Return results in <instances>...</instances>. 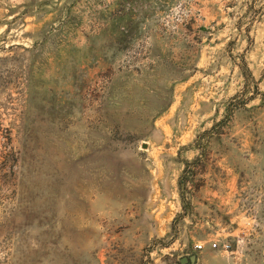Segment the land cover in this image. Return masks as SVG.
I'll use <instances>...</instances> for the list:
<instances>
[{"label":"rangeland","instance_id":"374dc122","mask_svg":"<svg viewBox=\"0 0 264 264\" xmlns=\"http://www.w3.org/2000/svg\"><path fill=\"white\" fill-rule=\"evenodd\" d=\"M190 254L264 264V0H0V264Z\"/></svg>","mask_w":264,"mask_h":264},{"label":"water","instance_id":"95a60500","mask_svg":"<svg viewBox=\"0 0 264 264\" xmlns=\"http://www.w3.org/2000/svg\"><path fill=\"white\" fill-rule=\"evenodd\" d=\"M196 261V254H190L188 256H182L178 259L177 264H194Z\"/></svg>","mask_w":264,"mask_h":264},{"label":"built area","instance_id":"2783aa9c","mask_svg":"<svg viewBox=\"0 0 264 264\" xmlns=\"http://www.w3.org/2000/svg\"><path fill=\"white\" fill-rule=\"evenodd\" d=\"M201 246H202V245H198V246H196V247H197V248H201ZM211 246H212V247H216L217 245H216V243L213 242V243L211 244ZM223 247H224L225 249H227V248H228V244L223 245Z\"/></svg>","mask_w":264,"mask_h":264}]
</instances>
